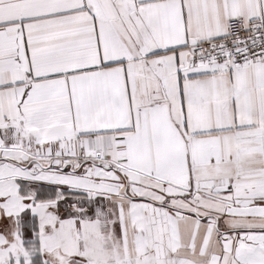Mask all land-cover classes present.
Instances as JSON below:
<instances>
[{"label": "snow or ice", "instance_id": "snow-or-ice-1", "mask_svg": "<svg viewBox=\"0 0 264 264\" xmlns=\"http://www.w3.org/2000/svg\"><path fill=\"white\" fill-rule=\"evenodd\" d=\"M0 264H264V0H0Z\"/></svg>", "mask_w": 264, "mask_h": 264}]
</instances>
